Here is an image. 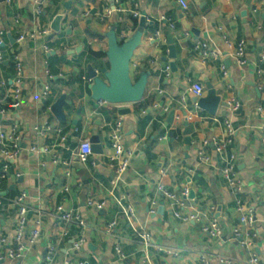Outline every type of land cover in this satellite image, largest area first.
Instances as JSON below:
<instances>
[{
  "label": "crops",
  "instance_id": "0c3cea01",
  "mask_svg": "<svg viewBox=\"0 0 264 264\" xmlns=\"http://www.w3.org/2000/svg\"><path fill=\"white\" fill-rule=\"evenodd\" d=\"M185 1L186 11L177 0H19L15 6L0 0V54L4 58L0 62L1 102L8 99L16 53L25 71L20 108L0 115L1 129L9 133L16 127L21 137V153L12 166L11 179L1 186L2 193L12 186L16 191L5 194L0 208V239L8 238L13 247L17 210L9 201L21 193L26 194L31 209L40 211L42 222L41 237L24 259L0 260V264H46L51 246L60 264H201L202 255L210 264H241L251 256L264 264V0H252L249 5L247 0ZM254 10L257 13L253 14ZM135 12L138 18L133 17ZM244 12L246 17H242ZM59 16L63 17L60 32H53L52 23ZM181 17L199 35L186 32ZM44 31H50L49 35L44 36ZM33 34L36 37L30 39ZM20 36L27 38L18 44ZM137 37L139 45L129 72L133 83L143 77L146 80L142 100L95 108L88 90L87 67L109 71V41L114 38L122 46ZM241 41L246 44L244 67L235 59ZM198 43L205 44L212 55L203 59L195 49ZM195 62L203 64L204 71L199 72L193 66ZM167 66L169 76L165 73ZM205 78L221 103L229 105L220 106L215 116L198 109L192 101L195 85L205 91L201 98L207 97ZM61 100L64 120L51 110ZM235 104L239 108L234 112ZM124 110L127 114L120 115ZM171 112L175 118L169 125ZM189 116L195 119L189 123L191 145L187 146L183 134ZM119 118L124 121V147L133 157L123 179L115 181L107 157L109 126ZM226 120L237 130L230 152L236 157V173L244 184L240 198L252 209V226L240 225L235 197L223 179V163L215 153L214 142L225 136ZM47 126L51 128L47 136L36 139L35 129ZM57 129L67 136L66 143H60ZM93 139H98L103 154L91 152L86 161H80L81 144H93ZM32 146L53 151L32 153ZM201 150L211 156L210 164L199 163ZM56 155L61 159L59 164L53 163ZM15 174L19 178H14ZM159 185L177 194L189 189L195 197L185 213L193 207L203 215V224L217 219L221 239L208 237L201 223L184 224L174 218L168 203L158 194ZM89 201L103 202L105 207L97 211L88 206ZM129 206L135 211L133 222L124 215ZM65 212L79 214L87 224V245L79 252L73 248L80 231L63 224ZM114 222L116 227L107 232ZM31 227L30 222L28 230ZM139 227L151 238L153 248L145 249L138 243L135 231ZM237 228L241 230L240 239L234 238ZM9 246L0 244V253Z\"/></svg>",
  "mask_w": 264,
  "mask_h": 264
},
{
  "label": "built area",
  "instance_id": "2783aa9c",
  "mask_svg": "<svg viewBox=\"0 0 264 264\" xmlns=\"http://www.w3.org/2000/svg\"><path fill=\"white\" fill-rule=\"evenodd\" d=\"M19 0H4L5 5L7 6H15ZM178 4L180 5L183 11L188 10V5L185 0H177ZM257 13L256 10L253 11V14ZM134 18L139 17V13L135 12L133 14ZM174 25H171V29H174ZM50 31H44L42 34L49 35ZM3 34H0V45H2ZM36 34L30 35V39H34ZM27 37L20 36L17 39V43L20 44L26 40ZM225 44L228 47H231V43L228 41L227 37H224ZM246 44L244 41L238 43L235 49V59L237 64L240 67H244L247 65L246 60ZM195 49L201 53L203 59H207L212 54L209 52V49L205 44H196ZM46 52L48 48H45ZM4 60L3 56L0 54V62ZM14 78L12 80L10 92L7 95V101L1 102L0 101V115L3 116L8 112H15L17 111L22 102H23V88H24V79H25V71L22 65L21 58L18 53L14 55ZM165 73L167 76L170 75V67H166ZM90 83V80H89ZM2 87L6 86L5 82L1 83ZM49 91V87L45 88V92ZM192 93L197 98L203 97L205 91L202 86L195 85L192 89ZM239 108L238 104L233 105L232 111H236ZM194 116H189L188 123L194 121ZM225 125V136L214 142L215 145V153L221 159L223 163L222 167V175L225 183L233 197H235V205L236 211L240 215V225L243 226H252L253 219H252V209L247 208L246 205L243 203L240 196L243 194L244 191V184L238 177L236 173V166L235 161L236 157L230 152L232 148L234 138L237 134V130L233 127L232 122L230 120H226L224 122ZM123 128H124V121L123 119L119 118L113 125L109 126V133H110V154L107 157V163L109 168L115 174V181H120L123 179L124 175L129 170L131 160L133 157V153L127 151L124 147V137H123ZM51 128L49 126L45 128H36L34 135L36 139L45 138L47 134L50 132ZM57 137L60 140V143L67 142V136L64 134L63 130L57 129L56 130ZM262 143L264 145V132L262 135ZM91 148L92 144L89 141H85L80 146V151L78 153L79 160L84 162L86 159L91 155ZM30 151L32 153H39V154H51L53 151L52 148L43 147L40 148L38 146H32ZM21 153V137L14 127L9 133L4 132L0 127V159L1 167H0V208L3 206V201L6 199L5 195L1 193V186L8 180L11 179V169L13 164L19 158ZM53 160L54 164H59L61 159L58 155L54 157ZM198 160L199 163L202 165H208L212 162V158L209 155H206L202 150L198 153ZM67 176H70L69 174ZM14 178H19V175L15 174ZM158 194L163 197L166 202L168 203V207L170 213L173 215L174 218L181 221L184 224H200L201 223V230L205 233L208 237L212 239H221L222 231L217 219L212 218L207 224L202 223L203 215L199 212L195 211L193 207L189 210V212L185 213V210L188 208V203H192L191 191L189 189H184L179 194L169 191L164 185H159L157 188ZM10 204L16 208L17 213L15 217V229L12 238L13 247L9 246V239L6 237H2L0 239V244L2 246H9L8 250L5 253H0V260H10L19 262L24 259L26 253L33 248L41 237V215L40 211H34L27 205V196L25 193H21L20 195L16 196L15 198L11 199ZM153 207L156 206L155 203H152ZM88 206L95 208L97 211L103 210L105 207V203H97L95 204L92 201L88 202ZM212 209L211 211H213ZM32 212L33 216L31 219L28 218L29 213ZM151 214H155V211H151ZM124 215L126 218L133 222L135 220L136 215L135 211L132 207H127L124 211ZM61 220L63 224L67 227H75L80 231V236L74 243V251L79 252L87 245V238L85 236L87 231V224L84 219L77 213L74 212H65L62 214ZM31 222L32 227L28 230L29 223ZM116 227V223H111L108 228L107 232H111ZM136 238L138 243H140L145 249L153 248L154 245L151 241V238L145 232L143 227H139L136 229ZM234 238L240 239L241 238V230L237 228L234 231ZM243 246L249 248V244L242 243ZM157 251L162 253L170 254L169 251H166L162 248H156ZM117 254L124 259V256L120 249H116ZM177 256V254H174ZM46 264H60L56 261V249L55 247L51 246L47 250L46 257H45ZM201 264H210L209 259L207 256L202 255L200 257ZM225 263V262H224ZM228 263H230L228 261ZM67 264V263H66ZM83 264V263H80ZM241 264H258V258L256 256H251L249 260Z\"/></svg>",
  "mask_w": 264,
  "mask_h": 264
},
{
  "label": "water",
  "instance_id": "95a60500",
  "mask_svg": "<svg viewBox=\"0 0 264 264\" xmlns=\"http://www.w3.org/2000/svg\"><path fill=\"white\" fill-rule=\"evenodd\" d=\"M252 0H247V4H251ZM247 13L244 12L242 17H246ZM63 17H56L52 23L51 30L53 32H60V25ZM264 20V17H263ZM146 21V14L141 18V25L143 26ZM181 24L186 32L192 31L195 35H199V32L192 28L183 17H181ZM264 28V25H263ZM171 42V40H170ZM139 45V37L127 42L126 44L119 46L114 38L109 41V51L107 57L110 63V70L103 68L96 70L93 66L89 65L87 67V75L90 80V85H88V90L91 92V104L95 108H99L101 104L109 105H126L140 102L144 96L146 88V80L143 77L140 81L133 83L130 78L129 64L132 58L133 52ZM174 53V49H172ZM172 57H175L172 55ZM193 66L199 71H204L205 66L200 62L193 63ZM171 70L176 71L175 65H171ZM207 89V97L197 98L192 97L193 103L198 109L207 112L211 116H215L218 108L223 106L229 108V105L221 103V98L216 95L212 84L208 78L204 79ZM64 106V100H61L57 105L53 106L52 113L58 119L64 120V115L62 114V108ZM127 111H121L120 115H126ZM186 114V113H185ZM184 114V115H185ZM175 118V113L171 112L167 124L172 125ZM186 130L184 136L186 137V145H191V129L189 128V123H184ZM91 151L93 154L102 155L103 148L99 145L98 139L92 140ZM15 186H12L7 193L15 192ZM7 193H2L3 195ZM194 194H191V199H194ZM33 213L30 212L28 218L31 219Z\"/></svg>",
  "mask_w": 264,
  "mask_h": 264
},
{
  "label": "trees",
  "instance_id": "16d2710c",
  "mask_svg": "<svg viewBox=\"0 0 264 264\" xmlns=\"http://www.w3.org/2000/svg\"><path fill=\"white\" fill-rule=\"evenodd\" d=\"M13 194H11V196H12ZM8 197V196H7Z\"/></svg>",
  "mask_w": 264,
  "mask_h": 264
}]
</instances>
